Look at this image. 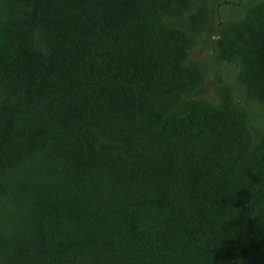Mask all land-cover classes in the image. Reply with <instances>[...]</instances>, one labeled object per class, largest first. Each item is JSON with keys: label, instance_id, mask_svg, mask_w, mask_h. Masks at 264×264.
Listing matches in <instances>:
<instances>
[{"label": "trees", "instance_id": "obj_1", "mask_svg": "<svg viewBox=\"0 0 264 264\" xmlns=\"http://www.w3.org/2000/svg\"><path fill=\"white\" fill-rule=\"evenodd\" d=\"M0 264H264V0H0Z\"/></svg>", "mask_w": 264, "mask_h": 264}, {"label": "rangeland", "instance_id": "obj_2", "mask_svg": "<svg viewBox=\"0 0 264 264\" xmlns=\"http://www.w3.org/2000/svg\"><path fill=\"white\" fill-rule=\"evenodd\" d=\"M206 33H207V30H203L201 35L204 36V34H206ZM201 45H202L201 41L195 44V46L193 48V54L195 56H202V55H204L205 50L203 48H201ZM208 93H210V92H208Z\"/></svg>", "mask_w": 264, "mask_h": 264}]
</instances>
